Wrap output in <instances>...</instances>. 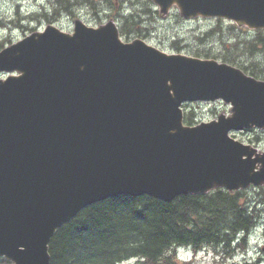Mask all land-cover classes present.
Wrapping results in <instances>:
<instances>
[{
  "label": "water",
  "instance_id": "1",
  "mask_svg": "<svg viewBox=\"0 0 264 264\" xmlns=\"http://www.w3.org/2000/svg\"><path fill=\"white\" fill-rule=\"evenodd\" d=\"M165 16L220 17L264 29V0H152ZM0 256L49 264L57 229L119 195L264 184V152L230 135L264 129V80L212 58L125 41L112 20L53 24L0 50ZM230 113L184 123L182 104Z\"/></svg>",
  "mask_w": 264,
  "mask_h": 264
},
{
  "label": "trees",
  "instance_id": "2",
  "mask_svg": "<svg viewBox=\"0 0 264 264\" xmlns=\"http://www.w3.org/2000/svg\"><path fill=\"white\" fill-rule=\"evenodd\" d=\"M146 1L142 9L118 13L121 36L141 33L139 10L153 12L151 1ZM82 4L91 5L93 10L99 8L93 0H52V5L57 6L55 13L73 14L74 7ZM109 6L114 8L115 3L110 1ZM217 20V27L211 31L221 33L224 19ZM228 23L230 41L222 52L204 49L194 52V56L217 58L264 79V57L256 58L264 55V30L250 31ZM209 35L211 32H206ZM239 49L248 53L247 64L239 63ZM185 122H193L192 112L185 114ZM251 209L243 191L229 192L224 188L204 194H181L170 202L149 195L110 197L88 205L56 231L49 243V264H119L131 258L136 259L134 264H178L179 245L194 249L209 245L229 252L232 242L244 247L238 235L251 228L255 218ZM0 264L12 262L0 257Z\"/></svg>",
  "mask_w": 264,
  "mask_h": 264
},
{
  "label": "rangeland",
  "instance_id": "3",
  "mask_svg": "<svg viewBox=\"0 0 264 264\" xmlns=\"http://www.w3.org/2000/svg\"><path fill=\"white\" fill-rule=\"evenodd\" d=\"M18 1L21 2V5H17ZM41 1L44 6L49 2L48 0H0V41L3 42V45L14 42L34 30H42L48 23H52L65 31H71L75 17L91 26L104 23L111 17L119 26V12L123 10L128 12L130 8L142 9L143 4L147 2L146 0H93L96 6L99 7L98 13L94 12L91 5L86 4L75 6L78 8L74 11V17L69 15L68 12L59 11L54 12L57 17L53 19L52 17L49 18L51 11H54L51 7L52 10L49 11L48 16L42 15L43 11L39 5ZM110 1L113 4L115 3L114 8L109 6ZM152 7L153 12L149 14L139 10L142 16L140 17L142 31L140 34L134 33L123 37L125 41L140 38L168 53L175 52L190 56H193L194 52L204 49H209L213 53L222 52L230 41L227 30L229 20L224 19L221 22L223 26L221 33L213 32L211 31L212 28L217 27L218 24L217 18L196 17L185 19L176 8H173L166 17H160L156 12V6L152 4ZM30 12H36L37 15L31 18L29 17ZM209 31L211 35L206 36V32ZM238 53L240 54L239 63L243 61L247 64L246 59L248 56L246 55L248 53L245 50L242 51V49H239ZM256 56L258 59L264 57L263 54ZM4 76L0 74V77ZM182 106L184 112L193 113V124L212 120L219 114H228L230 111V106L222 101H197L185 103ZM231 135L244 143L252 144L260 150H264V132L261 130L231 132ZM244 191L247 199H252V209L259 201L263 202L258 208V212L263 211L264 213V187L250 186ZM259 209L261 210L259 211ZM231 245L233 246V244ZM178 253V264H247L248 262L257 264V258L259 257L261 258L259 264H264V218L253 227L247 240V248L244 251L233 249L232 252H226L222 251L220 247L214 249L212 246H207L198 254H192L188 251L185 253L182 248L178 249ZM135 260V258H131L120 264H134Z\"/></svg>",
  "mask_w": 264,
  "mask_h": 264
},
{
  "label": "bare ground",
  "instance_id": "4",
  "mask_svg": "<svg viewBox=\"0 0 264 264\" xmlns=\"http://www.w3.org/2000/svg\"><path fill=\"white\" fill-rule=\"evenodd\" d=\"M256 223H257V219H256V218H254V221H253V223H252L251 227H254V226L256 225Z\"/></svg>",
  "mask_w": 264,
  "mask_h": 264
},
{
  "label": "flooded vegetation",
  "instance_id": "5",
  "mask_svg": "<svg viewBox=\"0 0 264 264\" xmlns=\"http://www.w3.org/2000/svg\"><path fill=\"white\" fill-rule=\"evenodd\" d=\"M258 259H261V258L259 257ZM258 264H259V262H258Z\"/></svg>",
  "mask_w": 264,
  "mask_h": 264
}]
</instances>
